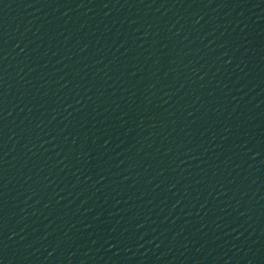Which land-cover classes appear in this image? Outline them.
Returning a JSON list of instances; mask_svg holds the SVG:
<instances>
[{
  "label": "water",
  "instance_id": "water-1",
  "mask_svg": "<svg viewBox=\"0 0 264 264\" xmlns=\"http://www.w3.org/2000/svg\"><path fill=\"white\" fill-rule=\"evenodd\" d=\"M0 264H264V0H0Z\"/></svg>",
  "mask_w": 264,
  "mask_h": 264
}]
</instances>
